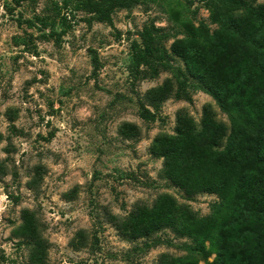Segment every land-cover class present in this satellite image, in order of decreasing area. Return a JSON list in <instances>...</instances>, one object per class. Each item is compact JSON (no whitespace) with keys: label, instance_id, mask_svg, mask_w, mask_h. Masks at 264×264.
I'll list each match as a JSON object with an SVG mask.
<instances>
[{"label":"rangeland","instance_id":"374dc122","mask_svg":"<svg viewBox=\"0 0 264 264\" xmlns=\"http://www.w3.org/2000/svg\"><path fill=\"white\" fill-rule=\"evenodd\" d=\"M54 3L61 0H0V187L8 196L0 223L2 264H31L32 242L18 234L26 211L47 243L46 264H159L163 255L211 264L216 255L206 256L209 241L197 247L170 230L129 241L116 228L137 207L150 208L162 196L198 218L222 209L217 196L188 197L165 180L163 160L150 147L156 138L175 134L180 113L199 125L205 107L227 128L226 146L228 115L188 81L190 101L169 98L145 122L141 106L153 113L146 94L171 75L132 83L127 72L131 44L145 25L163 29L168 48L175 40L210 37L216 27L208 12L198 0H146L115 11L111 24H88L90 15L81 12L66 14L71 28L46 39L50 28L43 30L35 19L51 18ZM58 22L56 33L62 31ZM17 39L27 45L15 44ZM91 50L99 65L95 77ZM172 64L183 67L179 60Z\"/></svg>","mask_w":264,"mask_h":264},{"label":"trees","instance_id":"16d2710c","mask_svg":"<svg viewBox=\"0 0 264 264\" xmlns=\"http://www.w3.org/2000/svg\"><path fill=\"white\" fill-rule=\"evenodd\" d=\"M26 0H12L19 5ZM146 0H61L54 3L51 18H36L45 38H60L69 28L67 16L90 15L87 23L111 24V15ZM216 27L201 40H175L166 47L168 36L154 24L145 25L139 41L130 47L127 66L132 83L156 79L169 73L161 86L146 94L153 113L141 106L139 117L153 121L161 104L169 98L187 100L188 81L206 91L230 119L227 128L215 119L210 107L203 110L200 124L186 114L176 118L175 134L156 138L150 154L163 160L162 177L188 197L215 195L223 201L220 212L198 218L188 207L170 196L160 197L152 207L139 206L116 228L129 241L149 239L170 230L190 239L197 247L206 242L216 258L211 264H264V5L255 0H198ZM65 14V15H64ZM59 20L60 33L55 31ZM19 24L20 20L17 21ZM35 27L32 21L24 22ZM17 45L26 46L17 39ZM92 75L98 59L89 51ZM179 60L183 67L174 66ZM134 131L136 130L135 127ZM125 131L129 126L124 127ZM18 234L32 242L30 263L46 264L47 243L39 236L33 214L26 211ZM4 259H0V264ZM159 264H198L191 256H161Z\"/></svg>","mask_w":264,"mask_h":264},{"label":"built area","instance_id":"2783aa9c","mask_svg":"<svg viewBox=\"0 0 264 264\" xmlns=\"http://www.w3.org/2000/svg\"><path fill=\"white\" fill-rule=\"evenodd\" d=\"M8 204V196L4 193L3 188L0 187V223L2 222L3 212Z\"/></svg>","mask_w":264,"mask_h":264}]
</instances>
